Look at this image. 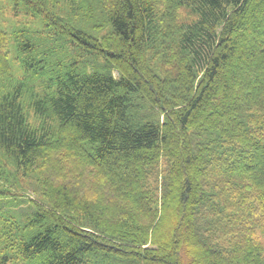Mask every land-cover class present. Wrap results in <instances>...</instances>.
<instances>
[{"label":"trees","instance_id":"16d2710c","mask_svg":"<svg viewBox=\"0 0 264 264\" xmlns=\"http://www.w3.org/2000/svg\"><path fill=\"white\" fill-rule=\"evenodd\" d=\"M14 260L264 264V0L0 3Z\"/></svg>","mask_w":264,"mask_h":264},{"label":"rangeland","instance_id":"374dc122","mask_svg":"<svg viewBox=\"0 0 264 264\" xmlns=\"http://www.w3.org/2000/svg\"><path fill=\"white\" fill-rule=\"evenodd\" d=\"M10 0H0V3H1V6H4L6 7L8 5ZM7 10V9H6ZM116 75V73H115ZM21 184H25L24 181L21 183ZM27 184V183H26ZM29 184V183H28ZM27 184V185H28ZM26 185V186H27ZM32 187H28V189H25V191L23 189H20V188H17V189H14L12 188L11 190V195H9V198H15L16 200L18 201H22V200H26V198L29 196V197H32V198H36V196L38 195V193H36L38 190H37V187L36 185L33 183V185H31ZM15 187V186H14ZM17 187V186H16ZM15 187V188H16ZM15 190V191H14ZM37 190L35 193L34 191ZM22 205H26V204H21ZM23 207V206H22ZM9 264H22L18 261H12L10 262Z\"/></svg>","mask_w":264,"mask_h":264}]
</instances>
